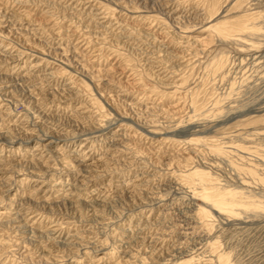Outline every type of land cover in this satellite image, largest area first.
<instances>
[{
  "label": "rangeland",
  "instance_id": "obj_1",
  "mask_svg": "<svg viewBox=\"0 0 264 264\" xmlns=\"http://www.w3.org/2000/svg\"><path fill=\"white\" fill-rule=\"evenodd\" d=\"M0 56V264H264V0H0Z\"/></svg>",
  "mask_w": 264,
  "mask_h": 264
},
{
  "label": "bare ground",
  "instance_id": "obj_2",
  "mask_svg": "<svg viewBox=\"0 0 264 264\" xmlns=\"http://www.w3.org/2000/svg\"><path fill=\"white\" fill-rule=\"evenodd\" d=\"M248 31V30H247ZM248 33H251V32H248ZM253 34V33H252ZM3 56V55H2ZM14 57V56H13ZM0 59H3L1 56H0ZM2 61V60H1ZM10 61V60H9ZM3 63H5L4 62V60H3ZM0 69H1V67H0ZM17 72V71H16ZM18 73V72H17ZM16 74V73H15ZM27 75V74H26ZM30 75V74H29ZM31 76V75H30ZM49 76H50V74H49ZM8 78H5V80H2L1 78H0V93L1 92H3V95H4V97H5V95L7 94H10L9 93V91H10V89L12 90V89H15V87L17 86V88H18V85H17V82L19 81L20 82V78H19V80H16L15 78H12V77H9V76H7ZM46 78L48 77V76H45ZM45 77H44V79H45ZM3 78V77H2ZM49 78V77H48ZM23 79V78H22ZM22 79H21V81H22ZM46 80V79H45ZM19 84V83H18ZM21 85V84H20ZM14 92V91H13ZM12 93V92H11ZM29 94V93H28ZM46 94V93H45ZM2 96V95H1ZM46 96V95H45ZM3 97V98H4ZM2 98V97H1ZM2 98V99H3ZM6 98H7V96H6ZM49 98V97H48ZM10 99V98H9ZM29 99V98H28ZM7 100V99H6ZM44 100V99H43ZM45 101H46V99H45ZM29 102V101H28ZM50 102H51V100H50ZM52 103V102H51ZM3 104V103H2ZM36 104V103H35ZM6 105V104H5ZM29 105V104H28ZM38 105V104H37ZM40 105V104H39ZM4 106V105H3ZM7 107H8V105H7ZM35 107V106H34ZM41 108H42V106H41ZM34 109V108H33ZM9 110V109H8ZM11 110V109H10ZM1 111V110H0ZM5 111V110H4ZM39 112V111H38ZM37 112V113H38ZM3 113V112H2ZM1 114V113H0ZM4 115H5V112L3 113ZM3 115V116H4ZM6 115H8V114H6ZM23 116V115H22ZM25 118V117H24ZM24 120V119H23ZM22 120V121H23ZM27 121V120H26ZM32 122V121H31ZM36 122V121H35ZM24 123H25V121H24ZM36 123H38V122H36ZM33 125H34V122H33ZM28 127V126H27ZM27 130V129H26ZM31 132V131H30ZM94 133V132H93ZM42 136V135H41ZM112 136V135H111ZM49 137H51V135L49 136ZM42 138V137H41ZM111 139V138H110ZM41 140V139H40ZM39 140V141H40ZM29 141V140H28ZM55 141H56V139H55ZM39 143V142H38ZM37 143V144H38ZM40 144V143H39ZM46 144V143H45ZM55 143H53V142H50V141H48V143L46 144V145H44V146H42V145H38V146H36V147H34V150H33V154L35 155V154H39V155H42V157H44V154H46L47 152H48V150H47V148H52L53 147V145H54ZM53 150V149H52ZM62 152V151H61ZM68 153V152H67ZM66 153V157L65 158H67V159H69V161H70V164L69 163H66V165H65V167H63L62 169L64 170V174L66 175V182L67 181H69V180H71V179H76V176L77 175H79V173L80 172H84V169H86V166H85V162L84 161H78V160H76L77 159V155H76V153H74V154H72V153H69V154H67ZM62 154V153H61ZM63 155V154H62ZM65 156V155H64ZM63 156V157H64ZM41 157V156H40ZM48 157H49V155H48ZM62 157V156H61ZM61 159V158H60ZM49 160H50V158H49ZM52 160V159H51ZM66 160V159H65ZM82 160V159H81ZM37 161V160H36ZM63 161V160H62ZM39 162V161H38ZM51 162V161H50ZM65 162H67V161H65ZM0 163H4L3 161H1L0 160ZM40 163V162H39ZM44 163V162H43ZM60 167V166H59ZM90 169V168H89ZM142 170V169H141ZM1 172V171H0ZM10 174H14V171H10ZM52 174V173H51ZM95 174V173H94ZM144 174V173H143ZM54 175V174H53ZM88 175V174H87ZM93 175V174H92ZM14 176V175H13ZM90 176V175H89ZM96 175H94V178H96V179H99L101 176H96ZM15 177V176H14ZM38 178V177H37ZM42 178V177H41ZM93 178V179H94ZM40 179V178H39ZM49 179V178H48ZM51 179V178H50ZM53 179V178H52ZM64 179V178H63ZM87 179V178H86ZM91 179V178H90ZM14 180V179H13ZM76 181V180H75ZM48 182H49V180H48ZM52 182V181H51ZM60 183L59 185H57V186H53L55 189H54V196H50L49 194V197H46V200L44 201V206H46V207H48V206H50V205H56V204H58L59 202H56V201H54V200H57V199H59L60 200V196L61 195H63V197L61 198V200H67V199H70L71 197H72V193L74 192V191H76V189H75V187H73L72 185H70L71 183ZM18 183V182H17ZM73 184H75L76 185V182H72ZM88 183V182H87ZM84 184V183H83ZM83 184H81V185H83ZM47 185V184H46ZM54 185V184H53ZM2 187V186H1ZM0 187V188H1ZM47 187V186H46ZM48 187H50V186H48ZM78 187V186H77ZM65 188H66V190H65ZM81 188V187H80ZM83 189L85 188V186H83L82 187ZM80 190H82V189H80ZM103 190V189H102ZM82 192H83V190H82ZM94 192H96L95 190H94ZM94 194V193H93ZM35 196H36V194H35ZM29 200V199H28ZM198 200V199H197ZM31 201V200H30ZM58 201V200H57ZM194 201V200H193ZM203 201V200H202ZM14 202V201H13ZM32 202V201H31ZM51 202H53V203H51ZM223 203V202H222ZM220 204V203H219ZM224 204V203H223ZM205 205H208V204H205ZM211 204H209V206H210ZM29 208V207H28ZM211 208H213L212 209V211L213 212H216V213H218V214H221L222 212H227L228 211V209H223V208H215V206H213V205H211ZM28 210V209H27ZM26 212V211H25ZM27 213V212H26ZM39 214H41V213H39ZM26 215V214H25ZM229 215V214H228ZM21 216V215H20ZM34 216V215H33ZM55 216V215H54ZM226 216V215H225ZM22 217V216H21ZM38 217V216H37ZM43 217V216H42ZM19 219H21L20 217H19ZM53 220V219H52ZM11 223H18V221L17 220H13ZM51 223V222H50ZM65 224H67V223H63V222H61V221H55V222H53L52 223V225L50 226V228L47 230V234L50 236V238L51 237H54V236H56L55 238H57V239H60V236H61V234H62V230H64V229H60L61 227H62V225H65ZM16 227V226H15ZM24 228L25 227H20V230H24ZM92 230V229H91ZM25 231V230H24ZM123 231V230H122ZM125 231V230H124ZM123 231V232H124ZM130 231V230H129ZM82 232V231H81ZM120 232H121V230H120ZM141 232V231H140ZM46 233V232H45ZM46 234V235H47ZM57 234H59V235H57ZM83 234V233H82ZM139 234V233H138ZM47 235V236H48ZM140 235V234H139ZM73 236V235H72ZM75 238V237H74ZM73 237H70V236H68L66 239H63L64 240V242H66V244L65 245H63V247L64 248H66L68 251H69V253H70V251H71V249H73V248H80V240H78V239H74ZM74 239V240H73ZM50 240H52V239H50ZM144 240V239H143ZM54 241V240H53ZM59 241V240H58ZM95 241H97V240H95ZM60 242V241H59ZM79 243V244H78ZM87 244V243H86ZM88 245V244H87ZM91 245V244H90ZM93 245V244H92ZM89 246V245H88ZM90 248V247H89ZM96 248V247H95ZM84 249V248H83ZM88 249V248H87ZM101 249V248H100ZM89 250H91V249H89ZM88 250V251H89ZM79 251V250H78ZM92 252H93V249L91 250ZM91 251H89L88 253H90ZM95 251V250H94ZM155 251V250H154ZM95 252H99V251H95ZM75 253V252H74ZM94 253V252H93ZM156 253V252H155ZM154 253V254H155ZM76 254V253H75ZM72 255V254H71ZM87 255H89V254H87ZM73 256V255H72ZM77 257V256H76ZM87 258V257H86ZM99 258V257H98ZM102 258V257H101ZM100 258V259H101ZM72 259V258H71ZM92 259V258H91ZM73 260V259H72ZM103 260V259H102ZM78 261V260H77ZM104 261V260H103ZM136 261V260H135ZM141 261V260H140ZM96 262V261H95ZM94 262V263H95ZM81 263V262H80ZM122 263V262H121ZM133 263H134V261H133ZM137 263V262H136ZM144 263V262H143ZM82 264V263H81ZM97 264H98V261H97Z\"/></svg>",
  "mask_w": 264,
  "mask_h": 264
}]
</instances>
